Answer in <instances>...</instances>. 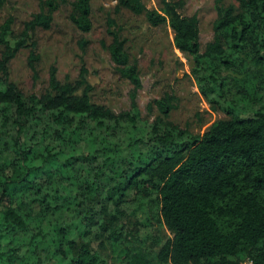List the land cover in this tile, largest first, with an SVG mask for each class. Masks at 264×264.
<instances>
[{"label":"trees","instance_id":"obj_1","mask_svg":"<svg viewBox=\"0 0 264 264\" xmlns=\"http://www.w3.org/2000/svg\"><path fill=\"white\" fill-rule=\"evenodd\" d=\"M64 1L40 0L20 29L12 15L0 22V264H264V0H215L203 49L184 0H116L168 24L190 55L199 90L228 114L202 132L141 115L138 61L110 15L106 47L132 84L128 108L94 100L85 66L61 79L52 63L46 87L24 92L10 61L28 48L38 77L34 32ZM91 13V0H70L79 29H91ZM171 97L149 105L166 115Z\"/></svg>","mask_w":264,"mask_h":264},{"label":"rangeland","instance_id":"obj_2","mask_svg":"<svg viewBox=\"0 0 264 264\" xmlns=\"http://www.w3.org/2000/svg\"><path fill=\"white\" fill-rule=\"evenodd\" d=\"M144 1L150 7L161 6V0ZM115 3L116 0H91L93 25L83 31L69 18L70 0L62 2L54 12L51 26L37 28L34 32L40 54L38 77L33 76L27 63L28 48H22L10 61V78L26 93L40 92L47 85L48 68L52 63L57 66L61 79L77 78L81 66H85L94 100L115 110L128 108L132 84L117 71L106 47L111 38L106 29V18L110 15L121 25L130 55L138 61L141 85L136 90V101L143 117L151 120L162 115L193 132H202L214 119L227 117L222 108L214 107L199 90L190 71L191 57L174 45L171 27L166 23L153 25L144 15L126 8L118 10ZM40 5V0H4L0 4V22L12 15L14 27L20 29L23 21L39 10ZM181 9L197 14L203 49L213 35L215 0H184ZM81 37L88 38L85 49L78 43ZM165 93L172 95L173 103L166 115L155 104L149 105L153 98Z\"/></svg>","mask_w":264,"mask_h":264},{"label":"built area","instance_id":"obj_3","mask_svg":"<svg viewBox=\"0 0 264 264\" xmlns=\"http://www.w3.org/2000/svg\"><path fill=\"white\" fill-rule=\"evenodd\" d=\"M237 264H253L252 258L249 256H246L238 261Z\"/></svg>","mask_w":264,"mask_h":264}]
</instances>
